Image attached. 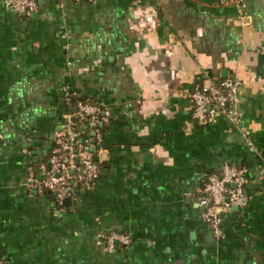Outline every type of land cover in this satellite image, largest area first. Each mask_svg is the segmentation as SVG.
<instances>
[{
    "label": "crops",
    "instance_id": "0c3cea01",
    "mask_svg": "<svg viewBox=\"0 0 264 264\" xmlns=\"http://www.w3.org/2000/svg\"><path fill=\"white\" fill-rule=\"evenodd\" d=\"M3 2L5 264H264V0H246L243 13L219 0H36L28 14ZM226 76L241 81L239 124L225 114L193 123V85ZM73 97L106 106L110 119L87 150L98 177L63 205L27 179L46 169ZM73 123L79 143L92 136ZM224 163L245 167L246 181L215 237L197 189ZM107 230L131 242L104 251L94 241Z\"/></svg>",
    "mask_w": 264,
    "mask_h": 264
},
{
    "label": "built area",
    "instance_id": "2783aa9c",
    "mask_svg": "<svg viewBox=\"0 0 264 264\" xmlns=\"http://www.w3.org/2000/svg\"><path fill=\"white\" fill-rule=\"evenodd\" d=\"M80 1V0H73ZM223 4L233 3L243 13L246 0H219ZM4 7L16 14H28L36 8V0H4ZM241 81L223 77L197 82L188 93L193 123L205 126L225 114L234 125L240 119L235 107L238 102V88ZM66 121L52 136V146L47 155V166L39 178L27 179V184L38 194L49 193L57 204L71 197L75 190L90 188L98 177L99 164L88 153L89 148L99 145L102 139L101 125L107 124L110 111L104 105L77 100ZM73 121L92 128V136L78 142ZM247 169L243 166L224 163L217 171L206 175L197 189L199 215L207 223L215 237H221V213L239 204L243 198V186ZM264 179V167L260 170ZM95 244L107 252L124 247L131 242L130 235L117 230L98 232ZM0 264L5 261L0 258Z\"/></svg>",
    "mask_w": 264,
    "mask_h": 264
},
{
    "label": "water",
    "instance_id": "95a60500",
    "mask_svg": "<svg viewBox=\"0 0 264 264\" xmlns=\"http://www.w3.org/2000/svg\"><path fill=\"white\" fill-rule=\"evenodd\" d=\"M100 155L102 156V153H100ZM70 203V197H66V198H64L63 200H62V204L63 205H68ZM232 207H234V206H231L230 208H232ZM229 208V209H230ZM219 210L220 211H223V209L222 208H219Z\"/></svg>",
    "mask_w": 264,
    "mask_h": 264
},
{
    "label": "trees",
    "instance_id": "16d2710c",
    "mask_svg": "<svg viewBox=\"0 0 264 264\" xmlns=\"http://www.w3.org/2000/svg\"><path fill=\"white\" fill-rule=\"evenodd\" d=\"M77 100H85V99H82V98H75V97L69 99L70 107H71L70 109H73V105H74L75 101H77Z\"/></svg>",
    "mask_w": 264,
    "mask_h": 264
}]
</instances>
